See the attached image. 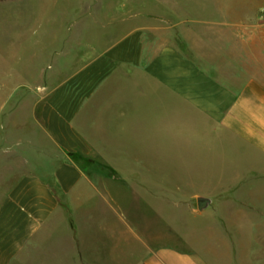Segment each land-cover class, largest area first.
Returning a JSON list of instances; mask_svg holds the SVG:
<instances>
[{"label":"crops","instance_id":"1","mask_svg":"<svg viewBox=\"0 0 264 264\" xmlns=\"http://www.w3.org/2000/svg\"><path fill=\"white\" fill-rule=\"evenodd\" d=\"M215 4L211 18L162 24L107 10L101 41L83 36L96 13H75L73 41L38 75L51 84L41 129L66 159L51 180L0 183V264H252L246 229L264 222V0ZM154 106L159 124L146 119Z\"/></svg>","mask_w":264,"mask_h":264},{"label":"rangeland","instance_id":"2","mask_svg":"<svg viewBox=\"0 0 264 264\" xmlns=\"http://www.w3.org/2000/svg\"><path fill=\"white\" fill-rule=\"evenodd\" d=\"M102 4V7H101ZM215 0H8L0 2V183L13 182L15 176L37 174L51 180L53 170L62 164L66 156L52 145L41 129L39 120L41 97L51 84L39 81L43 70L51 72L62 49L70 44L78 24L84 20L75 13L92 10L93 22L111 11L112 17L139 14L162 24L164 16L203 14L213 17ZM90 6V8H87ZM98 7V8H97ZM117 14H116V13ZM82 15V14H81ZM108 16L103 14V16ZM117 15V16H118ZM92 20V19H91ZM76 26V27H75ZM84 40L103 38V28H86ZM102 34V35H101ZM154 112L146 119L155 124L161 122L162 110L154 106ZM172 112V111H171ZM171 118H175L171 114ZM174 123L173 120H167ZM164 122V121H162ZM142 123V122H141ZM159 138L156 139L158 141ZM174 148V147H173ZM141 154L147 155V148ZM130 156L131 153H129ZM5 186V185H4ZM264 207V196H260ZM176 210H172L175 219ZM257 215H264V208ZM187 223L189 219L187 218ZM177 226L175 233L188 234L193 229ZM234 228L237 262L240 243ZM247 248L252 264H264V222L246 229Z\"/></svg>","mask_w":264,"mask_h":264},{"label":"trees","instance_id":"3","mask_svg":"<svg viewBox=\"0 0 264 264\" xmlns=\"http://www.w3.org/2000/svg\"><path fill=\"white\" fill-rule=\"evenodd\" d=\"M3 1H8V0H0V2H3Z\"/></svg>","mask_w":264,"mask_h":264}]
</instances>
